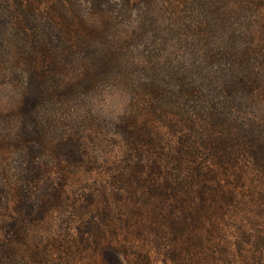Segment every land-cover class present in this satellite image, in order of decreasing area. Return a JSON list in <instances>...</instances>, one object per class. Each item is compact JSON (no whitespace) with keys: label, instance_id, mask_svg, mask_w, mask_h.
Here are the masks:
<instances>
[{"label":"trees","instance_id":"1","mask_svg":"<svg viewBox=\"0 0 264 264\" xmlns=\"http://www.w3.org/2000/svg\"><path fill=\"white\" fill-rule=\"evenodd\" d=\"M12 77L0 264H212L228 236L232 264L264 263V0H0ZM103 93L125 96L104 130L63 127Z\"/></svg>","mask_w":264,"mask_h":264},{"label":"rangeland","instance_id":"2","mask_svg":"<svg viewBox=\"0 0 264 264\" xmlns=\"http://www.w3.org/2000/svg\"><path fill=\"white\" fill-rule=\"evenodd\" d=\"M158 16H159V12L155 11L153 14V18L158 20ZM18 85H19V81L17 77L16 78L12 77L9 82L4 81V80L0 81V107L11 112L6 115L11 116L12 125H14L15 106H16V103L18 102V92H19ZM124 103H125V96H118V95H115L114 93H110L109 95H107L106 93H103L102 95H96L95 97L88 100L87 105H85L84 101H81V104L79 106H77L76 103L71 102L68 107L73 110L63 113V122H62L63 127L64 128L69 127L70 120L73 119L75 121L77 118H79L80 116L78 115L79 113L87 110V111H90V115L97 123L98 128L99 129L101 128L102 130H104V128L108 126L107 123H110L113 120V117L120 113L121 108L124 105ZM75 113L77 115H73L72 118L70 119L66 118V115L75 114ZM2 128L3 130H8V127L5 124L3 125ZM1 131L2 130H0V132ZM107 135H110V134H107ZM107 144L110 145V142L109 143L107 142L104 147L100 146L99 149L103 147L102 151L108 150L109 147L107 146ZM89 145L91 144L89 143ZM73 191H77V189L74 188ZM167 244H168V241H167ZM223 244L228 245L232 250H236V247H235L236 244L233 238H230L229 236L223 239L221 238L219 243H217L216 241L212 245L205 246L206 247L205 252L208 251L206 255H209V259L212 261L211 262L212 264H232L231 263L232 260H230L231 258L225 255L226 251L225 249H223ZM155 246L156 245L154 244V247ZM151 248L154 249L152 246ZM166 251H167V248L165 250V253ZM160 253L162 254V252ZM127 255H128L129 262H124L123 264H142L136 259V256H135L136 253L134 250H129ZM178 256H181V259H183L184 261H187L190 259V256L187 254H184L183 252H181ZM149 262L150 264H173V262L170 259H166L158 255L157 250H153V253L151 254ZM249 263L252 264L251 261ZM260 263L261 262L257 264H260ZM233 264H239V262H234Z\"/></svg>","mask_w":264,"mask_h":264}]
</instances>
